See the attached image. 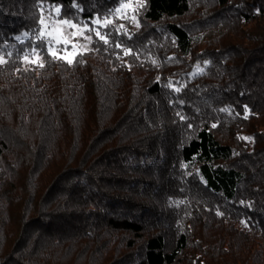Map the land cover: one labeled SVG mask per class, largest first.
<instances>
[{
    "label": "trees",
    "instance_id": "obj_1",
    "mask_svg": "<svg viewBox=\"0 0 264 264\" xmlns=\"http://www.w3.org/2000/svg\"><path fill=\"white\" fill-rule=\"evenodd\" d=\"M0 58V264H264V0H0Z\"/></svg>",
    "mask_w": 264,
    "mask_h": 264
},
{
    "label": "rangeland",
    "instance_id": "obj_2",
    "mask_svg": "<svg viewBox=\"0 0 264 264\" xmlns=\"http://www.w3.org/2000/svg\"><path fill=\"white\" fill-rule=\"evenodd\" d=\"M126 4V3H125ZM127 5V4H126ZM126 8V7H125ZM125 8H121V11L126 10ZM66 19L58 18L56 16H47L45 17L44 21L45 24L43 25V31H53V28L56 29L54 34L61 39L62 45V51L58 52L61 53L67 57H72L74 52L78 50H83L89 47L90 41L87 39H84L79 34H77L75 37H73L72 33H79L81 30H83L84 36H90V33L87 32L86 25H78L76 23L71 22L72 24L77 25L76 28H71L68 25L61 24L60 21H63ZM68 21V20H67ZM45 25H47V28H45ZM50 38V37H49ZM55 44H57L55 41H53ZM65 44H67V47H65ZM69 45V47H68ZM75 45V47H73ZM63 52V53H62ZM34 59L33 57H31Z\"/></svg>",
    "mask_w": 264,
    "mask_h": 264
},
{
    "label": "snow or ice",
    "instance_id": "obj_3",
    "mask_svg": "<svg viewBox=\"0 0 264 264\" xmlns=\"http://www.w3.org/2000/svg\"><path fill=\"white\" fill-rule=\"evenodd\" d=\"M139 6H142V5H139ZM125 7H128V5H126V4H124V3H121V7L115 9L114 11H115L116 13H119V12L121 11V8H125ZM56 12H57V14H59L60 9H59V8H56ZM134 19H135V17H133V20H134ZM40 23H41L42 25L45 24V21H44L43 17H41V19H40ZM60 23H61V24L68 25V26L71 27V28H76V27H77V25L72 24L71 21H67V20L60 21ZM95 23H96L97 25H99V24L101 23V21H100V20H97V21H95ZM109 23H111L110 20H107V19H106V20L104 21V25H105V26H106L107 24H109ZM45 28H47V25H45ZM121 28H123V25H121ZM87 30H88V31H92V29H87ZM55 31H56V29L53 28V31H42V32H41V37H50V40H49V48H48V51H49V52H52V47H51L52 41H55L57 44H59V43L62 42L61 39H60L59 37H57V36L54 34ZM77 34H79V35H80L81 37H83L84 39H87V40L91 41V37H90V36H84V35H83V30H81L79 33H72L73 37H75ZM24 35L27 36L28 33H25ZM96 36H97L100 40H102L105 44L108 43V40L106 39V37L103 36V35H101L99 31H96ZM17 39H20V37H17ZM65 47H67V44H65ZM73 47H75V45H73ZM117 47H119V45H117ZM84 48H85V50H87L86 46H84ZM125 54H128L127 50H126V53H125ZM33 55H35V53H33ZM52 55L55 56V53L52 52ZM25 59H27V56L25 57ZM62 59H66V57H62ZM0 62H3L2 58H0ZM68 63H72V60H71V59H68ZM40 67H43V64H41ZM178 90H179V89H177V91H178Z\"/></svg>",
    "mask_w": 264,
    "mask_h": 264
}]
</instances>
